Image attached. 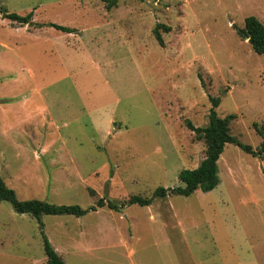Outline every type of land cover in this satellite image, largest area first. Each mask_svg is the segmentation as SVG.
I'll use <instances>...</instances> for the list:
<instances>
[{
  "label": "rangeland",
  "instance_id": "obj_1",
  "mask_svg": "<svg viewBox=\"0 0 264 264\" xmlns=\"http://www.w3.org/2000/svg\"><path fill=\"white\" fill-rule=\"evenodd\" d=\"M0 176L18 200L126 205L182 186L205 143L210 98L257 150L264 55L237 29L264 0H0ZM73 30L65 34L48 27ZM157 25L163 46L153 36ZM218 186L118 212L42 216L65 264H264V160L226 145ZM39 223L0 202V264H45Z\"/></svg>",
  "mask_w": 264,
  "mask_h": 264
},
{
  "label": "trees",
  "instance_id": "obj_2",
  "mask_svg": "<svg viewBox=\"0 0 264 264\" xmlns=\"http://www.w3.org/2000/svg\"><path fill=\"white\" fill-rule=\"evenodd\" d=\"M106 9L109 11L116 6V0H103ZM0 13L4 14V18L16 22L21 25H31V14L20 17L16 14H7L2 8ZM48 27L53 28L65 34H72L73 30L67 27L49 24ZM163 33L170 32V28L157 25L153 30V36L160 46H163L162 38L159 30ZM236 34L242 39L247 40L251 50L257 55H264V25L255 17H247L244 21V28L237 29ZM212 108L208 114V125L204 128H194L189 122L186 123L187 128L194 132L205 143L206 152L199 166L193 170H183L178 175V180L182 184L180 187L173 189L157 188L152 195L148 197L131 196L126 205H117L110 201L100 199L96 202V207H90L86 210L79 206L53 205L48 202L39 200H18L14 191L9 189L0 176V202H7L11 205L14 212L20 215H28L39 223V231L43 242V251L46 258L45 264H65L62 258L50 245L47 237L43 232L42 216H68L80 218L87 213L95 211V208H107L111 211L118 212L128 206L148 207L157 200H164L169 196L189 197L196 191L208 193L214 190L219 184L218 177V161L222 155L226 145L230 144L238 147L242 152L253 158L264 160V119L261 123L252 125L256 135L260 137L261 142L257 150H253L251 146L240 143L230 134L229 126L236 119L235 115H228L220 118L215 109L219 105V100L210 98Z\"/></svg>",
  "mask_w": 264,
  "mask_h": 264
}]
</instances>
